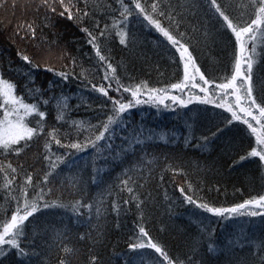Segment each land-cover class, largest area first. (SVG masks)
Instances as JSON below:
<instances>
[{
	"label": "trees",
	"instance_id": "trees-1",
	"mask_svg": "<svg viewBox=\"0 0 264 264\" xmlns=\"http://www.w3.org/2000/svg\"><path fill=\"white\" fill-rule=\"evenodd\" d=\"M73 2L82 11H88L89 15L81 16L79 20H68L57 15L53 17V26L48 27L44 26L45 10H35L40 0H5L0 7V71L5 78L18 83V90L27 82L24 73L31 71L36 76L35 87L47 89L51 82L52 91L48 96L68 97V123L62 127L57 125L59 138L65 144L77 139L83 143L91 135L89 131L78 132L72 128L71 121H84L86 126L97 125L111 115V100L94 90L93 84L97 88L104 86L113 99L121 96L130 98L122 88L120 92L115 91L116 84L111 79L110 70L107 71L109 79H105L107 63L116 69V77L125 86L146 81L150 87L164 88L177 82L183 75L179 53L146 21L141 23L142 17H129L127 46L119 43L114 30L111 35L106 33L105 37L100 38L102 55L107 58V62L101 61L87 43V34L81 29L88 28L99 36L106 24L111 27L113 20L120 18L119 3L117 0H87L85 8V0ZM141 2L148 6L152 0ZM192 2L162 0V7L180 21L179 31L185 33L184 42L189 45L201 70L209 78L230 73L234 38L219 30L206 0H195L198 7H191ZM239 2L221 0V3L231 5L229 10L233 16H239L242 11L236 6ZM125 3L130 4V0H125ZM148 11L151 12L150 7ZM161 19L167 27L168 20ZM25 22H34L37 26L35 39H21L15 34L17 25ZM20 35L23 36V32ZM257 51L259 55L254 65L253 86L254 95L259 101L264 99V53H260L259 48ZM18 53L27 54L40 62L41 68L30 69ZM45 61L54 68V72L44 71ZM59 71L69 73V79L64 81L58 77L55 72ZM110 83L111 88L108 87ZM184 95H188V92L185 91ZM220 113L223 110L214 105L198 104H190L187 108L171 105L170 109L162 105L157 109L153 105L142 104L130 109L125 114L127 128L116 130V138L112 141L115 148L127 147L121 138L134 128H143L145 136L151 130L156 138L137 146L135 152L123 157V162L120 158H109L106 162L90 148L85 152H76L53 143V153L63 156L65 163L57 169L58 175L44 186L47 193L44 199L50 203L80 199L95 203L102 198V215L98 222L93 218L88 224L83 221L78 223L64 209H42V214L37 213V218L29 225V240L23 241L27 246L35 238V250L40 255L32 257L33 264H58L60 258L69 259L71 264H90L92 256L98 258L96 264H125L126 261L128 264H158V258L162 257L154 250H133L129 247L132 243L141 242L140 226L173 258L185 260L191 254L192 245L199 242L195 259H203L207 264H261L264 252L258 254L256 245L264 241V217L244 216L223 220L184 199V195H192L200 203L230 207L264 195V167L258 163V158L234 164L239 161L240 155H245L251 146H255L254 137H248L244 130L246 126L239 125V122H234L238 127L225 130V134L219 138L213 137L217 125L221 129L225 127ZM55 114L53 102L50 126L56 124ZM224 115L230 116L228 113ZM161 133H166L170 138L175 135V139L165 143L159 139ZM205 136L209 138L206 145L202 139ZM43 144L41 140L38 148L26 149L19 157L0 153V165L6 168L10 162L18 170L14 182L8 186H5L4 173H0V218L6 212L10 215L15 208L16 202L12 197H19V188L23 186L26 174H32L34 185L42 182L47 170L40 158L44 152ZM139 157L145 161L155 158V163L150 165L151 176H148L145 168L143 175L146 179L139 181L144 185L137 189L139 200L144 201L140 209L136 206V200L124 204L125 200H130L129 193L116 186L119 183L117 176L136 163ZM94 168L101 169L99 183L92 182V176L96 174ZM136 175H140L139 170ZM8 178H13V174H9ZM74 180L77 182L75 187ZM180 188H184L183 194ZM39 191V187L35 190L29 187L30 196H35ZM113 202L121 208L119 214L113 210ZM57 231H67L64 243L74 249L72 253L66 254L55 245L51 248L46 245V240L52 243ZM208 231H214L211 237L217 249L214 253L207 251L210 242ZM84 233L89 234L88 238L80 240L79 236ZM230 240L234 241L231 247L228 246ZM237 240L243 242L245 247L241 249L235 243ZM16 259L10 253L6 264H15Z\"/></svg>",
	"mask_w": 264,
	"mask_h": 264
},
{
	"label": "snow or ice",
	"instance_id": "snow-or-ice-1",
	"mask_svg": "<svg viewBox=\"0 0 264 264\" xmlns=\"http://www.w3.org/2000/svg\"><path fill=\"white\" fill-rule=\"evenodd\" d=\"M117 2L120 6V18L114 19L111 27L106 24L104 29L99 32V36L94 35L88 28L81 29L87 34V43L95 50L96 56L101 61L107 62V58L102 55L99 40L105 37L106 33L111 35L113 30L115 35L119 37V43L127 46L129 17H142L141 23L146 21L147 25L160 33L179 53V63L182 64L183 70L182 78L164 88L150 87L146 81L125 86L116 77V69L112 67L111 63H107L105 79H109L107 71L110 70L111 79L116 84L115 91L120 92L122 88L124 93L130 95V98L121 96L119 99H113L104 86L97 88L93 84L94 90L111 100V115H108L105 121L97 125L86 126L84 121H71L72 128H75L78 132L89 131L91 135L87 136L83 143L77 139L75 142L65 144L59 138L57 125L62 127L68 123V97L48 96V93L52 91L51 82L47 89L35 87L36 76L31 71L24 73L27 82L23 85V88L18 90V83L13 82L10 78H5L3 72L0 71V153L5 155L15 154L19 157L26 149L38 148L40 141L43 140L44 152L40 158L45 162L47 168L39 185L33 184L32 174H26L24 184L19 188V197H12L16 202L15 208L11 210L10 215L6 212L0 218V264H6L10 253L17 257L15 264H33L32 257L40 255L35 250V238L27 246L23 241L29 240V225L37 218V213L42 214V209H64L66 212L71 213V216L78 223L83 221L91 224L93 218L97 222L100 220L102 198L95 203L83 199L68 203L60 201L50 203L44 199L47 195L44 192V186H47L51 179L58 175L57 169L65 163L63 156L53 153V143L60 148L74 149L76 152H85L90 148L96 156L103 158L106 162L109 158L113 160L120 158L123 162V157H126L129 152H135L137 146L144 145L147 141L156 138L151 130L145 136L143 128H134L130 134H126L121 138L123 144L127 147L117 149L112 143L113 139L116 138V130L127 128L125 114L130 109L142 104L153 105L157 109L161 105L165 109H170L171 105L187 108L190 104L214 105L215 108L222 109L223 113L219 115L222 116L225 127L221 129L217 125V131L213 132L212 136L219 138L220 135L225 134V130L231 131L233 127L239 125L246 126L244 130L247 132L248 137H254L255 146H251V150L245 155H240L239 161H235L234 164L242 163L250 158H258V163L264 167V99L258 101L256 95H254L253 86L254 65L257 63L259 55L258 48L260 53H264V0H240L236 5L237 8L242 9L239 16H233L229 10L231 5L221 3V0H206L208 9L215 18L219 30L223 34H230L234 38L231 72L218 78H209L201 70L196 58L193 56V52L190 51L189 45L184 42L185 33L179 31L180 21L175 19L171 11H166L162 7V0H152V3L148 6L142 3L141 0H130V4L125 3V0H117ZM4 3L5 0H0V7ZM13 7H15V2H13ZM84 7L87 8V0H85ZM148 7L151 8V12L148 11ZM168 7L171 8V5ZM191 7H198L195 0H193ZM41 8L46 13L44 17L45 27L53 26V17L57 15L68 20H79L81 16L89 15L88 11H82L73 0H40L35 10L40 11ZM49 13L51 15H48ZM161 18L168 20L167 27L164 26ZM97 28H99V25H97ZM36 31L37 26L34 22H25L17 25L15 34L20 36L21 39H35ZM21 32H23V36L20 35ZM18 55L30 69L39 70L41 68V63L34 61L29 55L24 53H18ZM73 64H75V59H73ZM43 68L46 72L55 71L46 61ZM55 74L64 81L69 79V73L67 72L59 71ZM108 87H112L111 83ZM185 91L188 92L187 96L184 95ZM173 92L179 94H172ZM142 97L146 98L142 99ZM169 101L171 104L167 103ZM53 102L56 111L54 117L56 124L50 126L49 117ZM224 113H228L230 116H225ZM234 122H239V125ZM159 139L168 143L169 139H175V135L170 138L166 133H161ZM202 139L206 145L209 138L205 136ZM187 142L188 140L185 138V143ZM105 153H108V155L106 156ZM69 154L71 153L69 152ZM144 155L146 156L147 153H144ZM153 163H155V158L145 161L143 157H139L136 163L129 168H125L117 176L119 183L116 186L121 191L126 190L130 196V200H125L124 204L136 200L138 201L137 208H141L144 201L139 200L137 189L143 188L144 185L139 181L146 179L143 175L145 168H147L148 176H151L152 168L150 165ZM137 170L140 172L139 176L136 175ZM93 171L96 174L92 176V182H101V169L94 168ZM0 173H4L6 177L5 186H8L14 182V175L18 174V170L9 162L6 168L0 165ZM9 174H13V178H8ZM30 186L33 190L39 187L40 191L35 196H30ZM73 186H77L75 180ZM189 189L191 190V185H189ZM179 191L182 194L185 192L184 188H180ZM50 192L51 189L49 188ZM109 192H111V189H109ZM184 199L187 203L195 204L204 212L223 220L244 216L264 217V195L244 200L242 203L230 207H216L207 202L200 203L194 200L192 195H184ZM112 208L117 214L121 211V208L115 202L112 203ZM93 211L95 217H93ZM30 218L32 219L30 220ZM139 234L141 242L132 243L129 247L133 250L145 248L154 250L155 253L159 254V257H162V259L158 258V264H207L203 259H195L199 242H195L190 249L191 254L185 260H181L179 257L173 258L170 256L158 242H155L149 236L143 226L139 227ZM67 235V231H57L54 233L52 243L49 244L47 240L45 243L49 248L55 245L64 253L70 254L74 249L67 247L64 243ZM212 235H214V231H208L210 242L207 245V251L209 253H214L217 250L215 242L211 240ZM88 236V233H84L79 236V239L85 240ZM143 238L147 239L144 240ZM233 243L234 241H228V246L231 247ZM235 243L241 249L245 247V244L239 240ZM256 247L258 254L264 252V241L258 243ZM97 259L96 256L90 257V264H96ZM58 264H71V261L60 258ZM125 264H128V262L126 261ZM261 264H264V259L261 260Z\"/></svg>",
	"mask_w": 264,
	"mask_h": 264
},
{
	"label": "rangeland",
	"instance_id": "rangeland-1",
	"mask_svg": "<svg viewBox=\"0 0 264 264\" xmlns=\"http://www.w3.org/2000/svg\"><path fill=\"white\" fill-rule=\"evenodd\" d=\"M172 94H178V93L173 92ZM185 96H187V95H185ZM144 98H146V97H142V99H144ZM167 103H171V102L169 101V102H167ZM258 211H259V210H258Z\"/></svg>",
	"mask_w": 264,
	"mask_h": 264
}]
</instances>
